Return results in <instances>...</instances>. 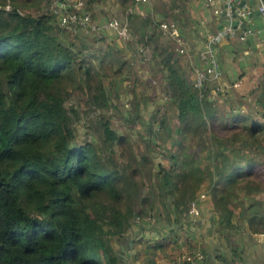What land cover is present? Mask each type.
<instances>
[{
    "label": "trees",
    "instance_id": "1",
    "mask_svg": "<svg viewBox=\"0 0 264 264\" xmlns=\"http://www.w3.org/2000/svg\"><path fill=\"white\" fill-rule=\"evenodd\" d=\"M90 1L83 0L84 6ZM12 2L0 0V5L12 6L0 7V264H118L117 248L110 240L117 241L130 223L142 221L146 210L137 192L142 180L154 184L152 193L171 213L165 225L180 223L188 200L196 195L198 184L206 181L214 224L218 230L233 227V204L242 193L241 184L246 191L255 190L248 183L255 159L243 158L246 139L240 136L245 130L247 141L256 149L264 143V137H259L264 121L227 115L204 88L193 86L178 69L173 47L154 45L166 33L158 27L161 20L151 22L158 29L145 34L140 30L138 38L157 54L179 122L173 126L172 147H167L168 164L153 165L150 153L159 143L139 153L131 150L138 162L118 164L113 144H121L124 136L103 119L98 122L102 145L91 139L74 142L71 122L77 114L66 102L79 89L92 103L107 104L105 72L100 66L102 55L113 45L107 44L98 56L86 54L87 37L67 36L51 10L20 11L18 5H33V0ZM90 37L100 40L102 35ZM117 50L122 53L119 61L107 56L113 69L130 62L126 49L118 45ZM225 121L231 123L224 125ZM161 124L156 121V127ZM219 127L228 129V135L218 137ZM159 137L149 133L145 147L159 142ZM231 141L241 146L235 143L223 150ZM192 142L195 151L186 150ZM103 147L108 151L102 152ZM147 208L152 209V202ZM248 213L240 218L251 225L264 222L257 208ZM159 246L156 243L153 250ZM217 256L225 264H235L230 257Z\"/></svg>",
    "mask_w": 264,
    "mask_h": 264
},
{
    "label": "rangeland",
    "instance_id": "2",
    "mask_svg": "<svg viewBox=\"0 0 264 264\" xmlns=\"http://www.w3.org/2000/svg\"><path fill=\"white\" fill-rule=\"evenodd\" d=\"M8 1L13 3V0H5V2ZM18 1L20 2V0ZM57 1L58 0H33V5H26L23 7L18 5V9L20 11L37 13L38 11L45 9L51 10L52 6L56 4ZM3 6L5 8L12 7L9 6V4H3ZM85 8H87L89 12L91 11L90 8ZM92 12L90 13L91 18L97 20L93 17ZM110 16L121 18L120 14L115 13ZM61 26L67 29L65 25ZM66 32L68 34L67 36H73L72 33H79L80 35L87 37L86 41L89 45L85 50L86 54L92 52V54L98 56L101 54L102 50H105L107 44L113 45L110 49L107 48L109 53L106 56L102 55V66H100V70L103 68V71L105 72L104 80L106 82L107 95L109 97L107 104L99 106L92 103L88 100L85 90L79 89L73 90L69 95V98L66 99L67 103L73 105L77 114L76 117H73L71 122L74 128V142H82L85 139H91L94 143L102 145V135H100L101 128L98 122L107 119L109 125L115 129L116 132L124 136L121 140V144H113L112 155L118 164L125 160H128L131 165L133 162H138V156L135 153L131 155V150L136 148V153H139L144 151V149H150L152 145H156L157 143L159 144L155 147L156 151L153 150L150 153L153 165L156 162H164L165 164H168V159L166 158L167 147H172L170 141L173 139V126L179 121L176 117L169 87H166L165 85L164 70L160 67V64L157 61V54L155 51L151 50V46L148 44L146 45L142 42V44L138 46L139 43H137L136 51L134 47L133 51L126 52L127 55H125V57H127V61H130L129 64L127 62L126 65L122 64V67H114L115 69H113L107 62V56L109 55V58L119 61V57H122V53L121 51H118L119 49L117 50V46L119 45L126 49L123 43L128 42L130 45L135 44V40H131L132 33L129 32L128 36L122 39V37L120 38L114 30H111L112 34L103 33L102 38L98 40L90 37L94 35L97 36L96 34L84 31L82 28L75 32L67 29ZM61 36L65 37L64 34H61ZM160 37L162 38V36ZM62 39L64 40V38ZM92 57L94 56L92 55ZM220 109L223 110L222 108ZM136 112L137 115L135 116ZM220 112L223 114V111ZM253 113L255 114V112ZM256 118L261 120L260 117ZM157 120L163 122L159 127H156ZM230 123L231 122L229 121H225L224 125ZM246 123L248 124V122ZM236 127H240V125ZM226 130L228 129L225 127H219L216 131L218 137L224 136V133L228 135L229 131ZM149 133H152L155 137L160 134V140L155 144L149 142V145L145 147V140L148 139L147 136ZM247 136L245 130H243L240 137L246 139V141L241 153L242 156H244L243 158L252 156L253 159H255V165L252 167L253 179L251 182H248L249 184L254 185L253 188H255V190L246 191V187H243L241 184L239 190L242 193L239 194L238 201L233 204V211L235 213L232 216L233 227L218 230L215 224L211 225V215L213 214L212 205L208 197L204 200L198 199L202 198L200 197L201 193H203V195L207 193L206 181L203 183L201 181V184H198L199 186H197L198 188L195 191L196 195L190 197L186 208L181 212V218L179 219L180 223L177 226L183 225L181 228L184 229L176 228V230L169 231L170 229L165 226L164 228H167L170 232L166 237L165 234H161V232H163V226L165 225L164 222H167V218L172 215L166 211L164 204L160 203V199L157 200L156 195L152 193V190L155 189L152 187L154 184H149L148 181L142 180V189L141 191L137 190L138 193L140 192L138 198L142 196L140 206L146 210L141 222L147 224L146 226H150L153 230H155L153 227L156 224L158 226V238H160L159 241L161 242L172 236L171 238L173 240H171V245H169V247L174 249L176 255L188 250H199L202 252L203 244L205 243L207 235L208 238H212L213 240L211 245V250L213 251L212 257L215 256V254H225V257L232 258V261L235 264H264V222L251 225L246 221L247 219L240 218L247 216L252 208H257L258 211L262 212L264 215V143L260 146L257 144V148L254 149L253 145L247 141ZM259 137L262 140V137H264V130L259 132ZM159 138H156V140ZM227 139L228 137L225 136V140ZM126 141H130V143H127ZM236 142L237 141H231L229 145H227L228 147L225 146L223 150L228 151L227 148L231 147V145H234ZM262 142L264 141L262 140ZM236 144L237 146H241V144ZM188 147L189 148H186V150L190 149L191 151H195L193 142L190 146L188 145ZM106 151H108V148L103 147L102 152L105 153ZM243 152H245V155ZM246 152L249 153L246 154ZM202 162L204 163V160H202ZM141 177L143 178V174H141ZM195 181L197 180L194 179L193 183ZM167 195L168 193L165 195V200H167ZM145 196L149 197V201L143 200ZM135 197H137V195ZM150 202H152V209L147 208ZM192 204L197 206L199 210V214L193 218L188 215V208H190ZM247 205L248 207H251L249 211ZM138 208L139 206L136 205L135 210ZM136 219H139V217ZM197 221L202 222L201 227L199 226L200 228H198L200 230L196 228ZM134 224L135 223H132L128 230V234L134 242L140 241L145 236L149 237L151 234L150 230H147V232L144 233V237H135ZM191 227L199 238V241L195 243L193 241L194 238H188L185 235ZM202 229L204 230L203 235ZM110 241L113 246L119 243V240L115 241V239ZM155 241L158 240L156 239ZM164 244L167 243L164 242ZM141 248L143 247H140L138 250L137 247L134 248V253H132L137 256ZM130 252L131 250H128V253ZM128 261L130 263L129 259ZM184 262L187 263L186 261ZM216 263L225 264V260L216 259Z\"/></svg>",
    "mask_w": 264,
    "mask_h": 264
},
{
    "label": "crops",
    "instance_id": "3",
    "mask_svg": "<svg viewBox=\"0 0 264 264\" xmlns=\"http://www.w3.org/2000/svg\"><path fill=\"white\" fill-rule=\"evenodd\" d=\"M223 3L224 0H213L212 4L206 3L205 0H125L124 2L121 0H91L87 6L91 10L90 13L93 11V17L98 21L111 18L110 15L114 13L121 15V18H117L125 21L129 32L132 33L131 40L134 39L136 42L131 45L128 42L123 43L126 47L125 55H127L126 52L133 51L134 47L136 51L137 43H139L138 46L142 44V40L138 38L140 30L145 34L151 32L152 28L158 29L152 27L151 22L162 20L173 23L178 30L179 39L186 42L184 51L175 50L176 40L165 29L162 30L165 31L166 36L159 37V40H155L154 45L159 48L163 44H170L176 51L173 55L178 56V69L189 79L192 76L191 66L198 61L197 51L205 35L223 24L230 23L234 29L233 32L213 45V53L221 68V74L217 78L205 82L202 89L206 90L209 99L213 98L214 103L226 110L227 115L238 113L247 116V119L260 117L264 121V107L261 106V102L264 101V18L256 10L253 0H244L245 6L250 9V13L245 16L244 21H240L237 16H230V14L222 16L220 11L223 8ZM214 8L218 9L217 13ZM147 20L150 22L148 23ZM219 23H221L220 26H218ZM243 29H248V31H245L241 38L240 34ZM105 33H111V31L108 30ZM214 87L218 88L216 92L213 91ZM207 197L208 195L204 194L199 200H204ZM209 201L211 203L210 199ZM211 217V225H214V214ZM134 225L135 237H144L147 230H150L151 234L149 237L142 238L143 241L141 239L134 242L128 234V227L126 234L117 238L119 243L113 246L117 248L118 264H188L178 260L174 249L169 247L173 240L172 236L161 242L158 238V230H153L143 222ZM177 225L172 222L164 225L161 234L163 233L167 237L169 231L176 230V228L184 229L181 228L183 225ZM201 225L202 222L197 221L196 228H200ZM155 226L158 228L156 224ZM165 226L170 230L164 228ZM203 233L202 229V235ZM185 235L188 238H194V243L199 241L192 227ZM156 239L159 242L155 241ZM212 241V238H208L206 235L202 257L196 261V264H217L216 259L219 260V257L218 254L212 257ZM156 243H161L162 247L159 246L153 250ZM136 247L137 250L143 247L137 256L133 254ZM128 250L131 252L128 253ZM149 259L153 262H149Z\"/></svg>",
    "mask_w": 264,
    "mask_h": 264
},
{
    "label": "built area",
    "instance_id": "4",
    "mask_svg": "<svg viewBox=\"0 0 264 264\" xmlns=\"http://www.w3.org/2000/svg\"><path fill=\"white\" fill-rule=\"evenodd\" d=\"M205 1L209 4L213 3V0ZM253 1L255 2L256 10L264 18V0ZM224 2L225 12H227V14L234 11L240 21L245 20L244 18L250 10L247 6H245V4L235 6L233 5L235 4V1L233 0H224ZM51 11L55 16V20L59 24L65 25V27L72 32L82 28L84 31H88L99 36L105 33V31L114 30L120 38L122 37V39L126 38L129 33V29L125 21H121L117 17H111L101 21L91 18V14L89 10L85 8L82 0H58L57 3L52 6ZM214 11L217 13L218 9L214 8ZM159 27L161 29H165L171 37L175 38V50L178 52L184 51L186 42L179 39L178 30L173 23L161 20L159 22ZM233 30L234 29L231 24L227 23L205 35V38L197 51L198 61L191 66V82L193 86L200 88L205 82L211 81L221 74V68L213 53V45L224 36L231 34ZM245 31H248V29L242 30V33L240 34L241 38L243 37ZM217 90L218 88L214 87L213 91L216 92ZM200 197H203V193L200 194ZM198 214L199 210L197 206L192 204V206L188 208V215L193 218ZM201 257L202 252L199 250H188L177 255L178 260L186 261L188 264H196V261Z\"/></svg>",
    "mask_w": 264,
    "mask_h": 264
},
{
    "label": "water",
    "instance_id": "5",
    "mask_svg": "<svg viewBox=\"0 0 264 264\" xmlns=\"http://www.w3.org/2000/svg\"><path fill=\"white\" fill-rule=\"evenodd\" d=\"M233 1H235V4H233V5H235V6H241L242 4H244V0H233ZM0 7L1 8H5L4 6H2V5H0ZM248 13H250V12H248ZM220 14L223 16V15H228L226 12H225V2L223 3V8H222V10L220 11ZM230 16H236L235 15V12L233 11V12H231L230 13ZM221 25V23H219L218 24V26H220ZM235 25V24H234ZM241 143L240 142H238V145H240Z\"/></svg>",
    "mask_w": 264,
    "mask_h": 264
}]
</instances>
